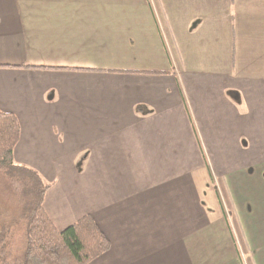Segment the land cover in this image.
<instances>
[{
    "label": "crops",
    "instance_id": "0c3cea01",
    "mask_svg": "<svg viewBox=\"0 0 264 264\" xmlns=\"http://www.w3.org/2000/svg\"><path fill=\"white\" fill-rule=\"evenodd\" d=\"M0 110L89 264H264V0H0Z\"/></svg>",
    "mask_w": 264,
    "mask_h": 264
},
{
    "label": "trees",
    "instance_id": "16d2710c",
    "mask_svg": "<svg viewBox=\"0 0 264 264\" xmlns=\"http://www.w3.org/2000/svg\"><path fill=\"white\" fill-rule=\"evenodd\" d=\"M20 131L18 117L0 110V185H8L18 203L15 216L0 210V264H89L110 249L109 239L92 214L57 229L44 208L52 183L14 159ZM15 232L21 235L14 238Z\"/></svg>",
    "mask_w": 264,
    "mask_h": 264
},
{
    "label": "rangeland",
    "instance_id": "374dc122",
    "mask_svg": "<svg viewBox=\"0 0 264 264\" xmlns=\"http://www.w3.org/2000/svg\"><path fill=\"white\" fill-rule=\"evenodd\" d=\"M174 57L179 59V55H172V60H174ZM194 55H188V58L193 60ZM44 179V177H43ZM46 181V179H44ZM48 182V181H46ZM50 183V182H49ZM17 199L10 187L5 184L0 185V210L4 211V216H15L16 210H17ZM15 228H20L19 225ZM14 229V228H13ZM16 233V234H15ZM12 236L15 238L20 232H15Z\"/></svg>",
    "mask_w": 264,
    "mask_h": 264
}]
</instances>
